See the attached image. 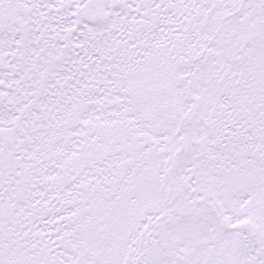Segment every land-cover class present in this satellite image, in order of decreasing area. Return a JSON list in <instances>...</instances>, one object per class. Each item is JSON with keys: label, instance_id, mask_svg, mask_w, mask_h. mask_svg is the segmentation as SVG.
<instances>
[{"label": "snow or ice", "instance_id": "6c2138e0", "mask_svg": "<svg viewBox=\"0 0 264 264\" xmlns=\"http://www.w3.org/2000/svg\"><path fill=\"white\" fill-rule=\"evenodd\" d=\"M0 264H264V0H0Z\"/></svg>", "mask_w": 264, "mask_h": 264}]
</instances>
